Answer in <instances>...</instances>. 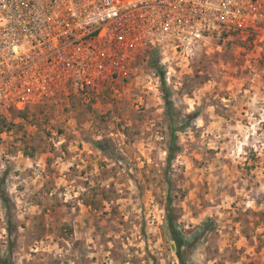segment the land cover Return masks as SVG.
Masks as SVG:
<instances>
[{"label":"rangeland","instance_id":"1","mask_svg":"<svg viewBox=\"0 0 264 264\" xmlns=\"http://www.w3.org/2000/svg\"><path fill=\"white\" fill-rule=\"evenodd\" d=\"M145 55L89 101L0 111V264H264V40Z\"/></svg>","mask_w":264,"mask_h":264},{"label":"built area","instance_id":"2","mask_svg":"<svg viewBox=\"0 0 264 264\" xmlns=\"http://www.w3.org/2000/svg\"><path fill=\"white\" fill-rule=\"evenodd\" d=\"M229 32L264 40V0H0V111L89 101L138 54L187 58Z\"/></svg>","mask_w":264,"mask_h":264},{"label":"trees","instance_id":"3","mask_svg":"<svg viewBox=\"0 0 264 264\" xmlns=\"http://www.w3.org/2000/svg\"><path fill=\"white\" fill-rule=\"evenodd\" d=\"M148 55L150 59H153L155 58L156 54H154V52L152 51V52H148ZM157 74L162 84L161 92H162V99H163L164 107H165L164 111H165V115L168 118L169 128L171 131V140H170V144L167 150V157H166L167 164L169 165L171 160L174 158V151L177 149V146L175 144L176 135L174 134V129H176L175 114L173 112V104L170 98V92L164 86L165 85L164 72L160 68L157 67ZM40 109L41 107L39 106L36 107V110H40ZM26 110L27 109H24L18 112H26ZM0 199L5 204V206H8V197L2 186H0ZM167 207H170V204ZM167 211H168L167 213L168 227L173 236V240L175 241V244H176V254L180 258V249H181L180 247L182 245V240L180 238L177 228L174 225L173 219L170 217V212L168 208H167ZM0 263H1V259H0Z\"/></svg>","mask_w":264,"mask_h":264}]
</instances>
